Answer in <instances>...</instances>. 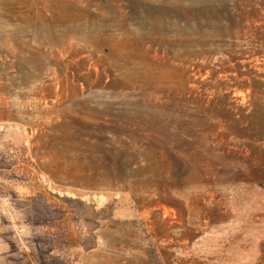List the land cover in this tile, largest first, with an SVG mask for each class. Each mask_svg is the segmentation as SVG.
Here are the masks:
<instances>
[{"label": "rangeland", "instance_id": "374dc122", "mask_svg": "<svg viewBox=\"0 0 264 264\" xmlns=\"http://www.w3.org/2000/svg\"><path fill=\"white\" fill-rule=\"evenodd\" d=\"M201 1L0 0V264H264V0ZM149 10L208 36L144 43L184 66L159 98L104 58ZM244 70L261 103L213 101Z\"/></svg>", "mask_w": 264, "mask_h": 264}, {"label": "bare ground", "instance_id": "6f19581e", "mask_svg": "<svg viewBox=\"0 0 264 264\" xmlns=\"http://www.w3.org/2000/svg\"><path fill=\"white\" fill-rule=\"evenodd\" d=\"M200 2H203V1L200 0ZM207 4H210V3H207ZM160 10H161L160 8L156 9V11H159V12ZM206 10H207L206 13L208 14V18L210 17L208 21V25H207L208 26L207 32L209 33L211 37H215L217 35L219 36V32L217 28L215 27L216 24L213 19L215 15L214 13H210L213 11H209V10H214V9L213 8L210 9L208 7V9ZM151 11L150 10L147 11L142 17H140L139 21L137 22L136 27H129L125 22H121L118 24V27L122 30L121 33H117V35L108 34L104 36L105 39L107 40L106 44L108 47V52L104 56V58H105V61H107L106 59L112 60L110 63L111 65H113L114 62L119 60L121 64H124L126 66L125 67L127 71L126 75H128L129 77H131V74L129 75L130 71L134 70V73L138 72L133 76L134 79L136 78L137 75L138 77L142 78V80H139L138 82L142 81V85L147 86L146 89H149L147 93L155 97V95L160 93L161 91L159 87L160 83L171 80V77H168V76L166 77L165 74L169 71L174 70V71H177V73H179L181 76L182 69L184 68V66L179 62H174L169 54H164V53L159 54V52L156 49H153V48L151 49L148 45H145L144 43L145 42L153 43V42L163 41L168 46H172L175 44L186 46L187 44L193 43L196 40H199V41L206 40L208 36L203 37L202 35V37H198V36H195L194 34L192 35V33L195 31L194 27H192L189 24H184L182 27L179 28V32H177L176 35H173L171 38H165L164 35L167 32L168 27L162 25L156 13H154L153 11L151 12ZM211 14H213L214 16L213 15L210 16ZM96 24L89 25L86 27V24L81 22L71 28L61 27L59 29L57 37L60 39L65 38L67 37L70 31L71 32L72 31H75V32L84 31L86 33L85 35H90V36L94 35L98 30H101L102 28L98 26V23ZM107 29H110V27L107 26ZM103 35L104 34H101V37ZM48 36L49 37L51 36V34L48 32L47 33L41 32V34L39 35V37L42 39ZM156 57H160V59H162L161 60L162 63L159 64L157 62ZM241 62L248 64L249 60L242 59ZM256 70H257V67H256ZM259 71L261 70L259 69ZM259 71L256 73V77H255L256 81L264 82V70H262V72H259ZM209 73H212L211 70L205 71L203 74H199V75L200 77H205V76H208ZM190 75H194V72L190 71ZM137 80L138 79H136V81ZM214 81L216 83L215 88L210 90V92H208L209 94L212 95L213 101L219 102V101H223L224 99H227L228 97H231L232 102L235 103L237 101V99L235 98L237 94L240 96L238 98V101H240V103L242 104L246 103L251 109H254V106L261 103V101L263 100L262 98H261L262 100H256L254 94L251 92L252 90L250 89H251L252 79L246 70H244V72L240 75L228 74V73H222V74L217 73V76L214 79ZM236 81L246 84V89L245 90H241V89L237 90L234 88L231 89L230 85L235 83ZM164 93L167 96H171V94L173 93L172 88H170V86L167 85L165 87ZM229 93L231 94L230 96H229ZM156 97L159 98L158 95H156ZM258 111L261 113L259 114L260 116L264 115L263 114L264 104H261V107L258 108ZM150 230H153V227H150Z\"/></svg>", "mask_w": 264, "mask_h": 264}]
</instances>
